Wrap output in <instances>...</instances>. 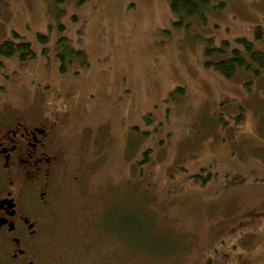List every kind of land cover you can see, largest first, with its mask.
<instances>
[{
  "label": "rangeland",
  "instance_id": "rangeland-1",
  "mask_svg": "<svg viewBox=\"0 0 264 264\" xmlns=\"http://www.w3.org/2000/svg\"><path fill=\"white\" fill-rule=\"evenodd\" d=\"M210 3L182 21L169 0H0V44L36 54L0 59V103L21 111L43 91L50 116L74 117L69 175H84L61 183L53 234L69 264H199L264 212V71L206 66L209 39L257 42L264 0ZM254 244L264 264V232Z\"/></svg>",
  "mask_w": 264,
  "mask_h": 264
},
{
  "label": "flooded vegetation",
  "instance_id": "flooded-vegetation-1",
  "mask_svg": "<svg viewBox=\"0 0 264 264\" xmlns=\"http://www.w3.org/2000/svg\"><path fill=\"white\" fill-rule=\"evenodd\" d=\"M37 92L34 99L39 103L21 111L0 103V264H69L53 234L59 188L78 160V151L71 150L77 145L62 134L74 117L69 110L50 116L46 92ZM81 147L87 150L84 143ZM74 174L71 180L81 181L83 168ZM263 232V211L239 218L220 233L199 264H256L249 250Z\"/></svg>",
  "mask_w": 264,
  "mask_h": 264
},
{
  "label": "trees",
  "instance_id": "trees-1",
  "mask_svg": "<svg viewBox=\"0 0 264 264\" xmlns=\"http://www.w3.org/2000/svg\"><path fill=\"white\" fill-rule=\"evenodd\" d=\"M210 2L211 0H169L172 12L179 16L182 21L185 18L195 16L204 17ZM179 24L181 25V23ZM255 31L256 43L245 38H239L236 40L235 46H232L229 41H222L217 46L213 39H209L206 55L211 61H208L206 66L213 67L216 72L229 79L243 70L252 71L253 67L255 74H259L261 70L264 71V49L257 45V43H264V28L258 27ZM40 39L45 42L47 37L40 36ZM14 56H18L21 63H26L34 60L36 54L28 42L15 43L7 40L0 44V58Z\"/></svg>",
  "mask_w": 264,
  "mask_h": 264
}]
</instances>
